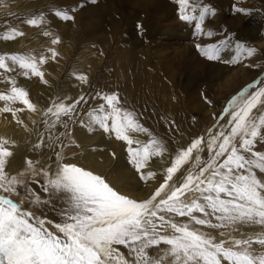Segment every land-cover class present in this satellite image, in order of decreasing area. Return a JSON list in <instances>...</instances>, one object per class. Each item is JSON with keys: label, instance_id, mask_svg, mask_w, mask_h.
Returning a JSON list of instances; mask_svg holds the SVG:
<instances>
[{"label": "snow or ice", "instance_id": "1", "mask_svg": "<svg viewBox=\"0 0 264 264\" xmlns=\"http://www.w3.org/2000/svg\"><path fill=\"white\" fill-rule=\"evenodd\" d=\"M174 2L181 21L195 22V35L214 36L203 25L207 16L216 15L215 7L203 0ZM233 8L249 14L244 7ZM55 16L74 20L68 11L57 10ZM21 23L41 29L52 47L47 55L0 54V84L5 85L0 113L10 114L26 130L21 115L38 113L39 123L32 121L38 137L33 151L50 149L51 162L27 159L25 171L13 175L15 141L0 137V264H264V87L250 92L254 82L242 88L211 128L170 152L115 91L90 98L57 96L39 109L16 77H38L48 84L42 66L60 55L54 46L61 38L44 30L48 20L43 12ZM24 35L9 25L0 31V40ZM226 47V41L195 44L202 57L224 64H238L242 56L257 52L238 42L235 55L224 59ZM76 79L88 83L85 74ZM89 99L98 101L97 106L83 109ZM41 123L43 132L38 130ZM75 123L123 141L149 194L141 198L123 192L105 176L68 159L64 149L76 143L70 129ZM156 158L164 165L159 171L152 168Z\"/></svg>", "mask_w": 264, "mask_h": 264}, {"label": "bare ground", "instance_id": "2", "mask_svg": "<svg viewBox=\"0 0 264 264\" xmlns=\"http://www.w3.org/2000/svg\"><path fill=\"white\" fill-rule=\"evenodd\" d=\"M116 1L120 11L117 8L112 9V2L107 0H0V31H5L12 25L25 32L23 37L13 41L0 40V54L8 52L47 55V49L52 47L51 38L44 36L41 29L21 23L22 20L30 18V14H34L35 10L43 12L48 20L44 30H50L61 38V43L54 47L63 52L64 45L66 52L72 53L75 58L78 57L80 62H86L87 59L91 61L87 76L90 91L85 96L90 98L96 92H118L121 99L126 101V106L135 110L141 123L162 139L170 152L177 146L187 145L192 139L203 135L212 124L213 112L219 111L225 102L242 88L254 82L256 86L250 89V92L264 87V83H261L264 81V0H243V3L242 0H203L217 10L215 16H208L212 17L214 28L212 26L206 30L216 29L217 32L213 38L208 37L209 39L204 41L207 36L198 35L202 40L201 44L226 41L227 47L221 54L224 59H231L235 55L238 42L256 48L257 52L253 57L242 56L241 62L234 65L210 62L204 57L194 62L178 64L182 69L195 71V68H198L200 73L205 71L208 84L202 81L196 88L185 86L188 81L183 84L178 82L177 87L173 88V77L169 75L171 79L166 80V69L164 72L161 70V45L147 42L156 41L159 37L174 36L181 41H190V49H196L192 42L195 22L189 24L180 20L173 23L171 16L178 12L174 0ZM233 5L248 9L249 14H237ZM45 8L46 10H43ZM73 9L74 11H71ZM57 10L68 11L74 16V20L66 24L55 16ZM13 13L15 15H12ZM93 56H104L105 59L100 63L101 59ZM61 68L63 69V63L55 60H49L42 66L45 78L50 76V79H47L48 84L42 83L38 77H16L19 85L29 91L30 99L39 109L46 108L53 100L51 98L54 95L51 93L60 77ZM200 73H193L196 82H199ZM60 86L54 99L57 96L64 97L61 83ZM85 86L86 84L82 87ZM214 87L224 88V96L220 102L206 99L208 92L204 93V88L212 90ZM177 88L181 89V96L175 93ZM4 89L5 85L0 84V91ZM80 94L81 90L71 88V92L65 96L76 98ZM209 100L210 104L207 102ZM97 103L98 101L89 99L83 109L96 107ZM193 103L197 106H193ZM2 105L3 102H0V106ZM194 112L199 115V120L192 118ZM21 118L28 130L18 125L10 114L0 113V137L15 141L12 149L14 157L10 162V171L13 172L25 171L27 159L40 161V164L51 162L50 149L33 151V144L38 137L35 135L37 125L32 121L37 120L39 123V114L25 111ZM172 121L175 123L172 124ZM70 129L72 139L79 147L76 150L74 146L69 147L65 153L68 159L78 161L105 176L112 185L123 192L141 198L149 194L150 187L139 180L123 141L116 140L114 134L109 135L98 127L90 131L75 123L70 124ZM38 130L44 131L42 123L39 124ZM58 131L63 132L64 129L58 126ZM135 138L147 140L143 134H138ZM163 166L160 158H156L152 164L153 170L157 171ZM26 173L32 176L31 171Z\"/></svg>", "mask_w": 264, "mask_h": 264}, {"label": "rangeland", "instance_id": "3", "mask_svg": "<svg viewBox=\"0 0 264 264\" xmlns=\"http://www.w3.org/2000/svg\"><path fill=\"white\" fill-rule=\"evenodd\" d=\"M107 2H112L111 3L112 4V7H111L112 9H116L117 8L118 11H120V8H119V5H118L119 3H117L116 0H107ZM241 2L243 3V0ZM43 10H46V8L43 9ZM49 12L52 13V11H50V10H49ZM39 13L40 12L38 10H35V12H34V14H39ZM169 20H170V18H169ZM171 20L173 21L174 24H175V22L177 23L178 21H180V19L178 17V12L176 14H174V16H171ZM64 22H66V24H67L68 21H64ZM173 23H171V24H173ZM208 23H210V25H208ZM212 24H213L212 17H208L207 16L205 18V22H204L203 27L205 29H210L213 26ZM213 28H214V26H213ZM215 28H217V27L215 26ZM122 30L124 31V28ZM211 31H213V30H211ZM213 32L215 33L214 34V36H215L216 35V32H217L216 29ZM192 33H195V28H193V32ZM214 36H212V38ZM207 39H209V38L206 37V38L203 39V41L204 40H207ZM147 42L148 43L151 42V43H153V45L155 43H158V44L161 45V48L163 49V52L160 55L162 57L161 70L163 71L164 69H166V70H164L165 72L163 71L164 72V77L166 78V80H170L171 79L170 76L173 77V80L171 82L173 88L177 87L176 86V83L181 82L183 84L185 81H188V83L185 84V86H188V88L189 87L191 88V86L196 88V86H198L199 84H201L202 81L204 83H207L208 84L209 80H207L208 79V76H207V74H205V71H202L200 73L198 68H195L196 69L195 71H191L190 69H187V68L182 69L181 66L178 67V64H181L182 62H191V61L194 62V60H197V59L199 60V58L202 57L196 49H190V46H191L190 45L191 44L190 41H186V40L181 41L180 39H177L174 36H165V37H159L156 41H154V40H150V41L147 40ZM192 42L194 44H197V43H200L201 44L202 40L199 39V36L198 35H194V40ZM214 43L219 44L220 42L219 41H215ZM186 47H188V48H186ZM176 50H178V51L176 52ZM58 52L60 53V55L55 59V61L56 62H62L63 63V69L61 68L60 77H59V79L56 80L57 81V84H55V86L53 87V90H52V93L51 94H53L54 97H55L56 92H57V89L59 87H61L60 86V83H61L63 85V96H65L66 93L71 92V88H77L78 90H81V94L86 95L90 91L89 83H87L85 87H82L85 84H82L78 79H76V77L78 75H80V74H85V75L88 76L89 66L92 65L91 64V61L87 59L86 62H80L78 60L79 59L78 57L75 58L74 56H72V53H67L66 52V50L64 48V45H63V52H60V51H58ZM93 57L101 59V62L100 63H102L104 61V59H105L104 56H101V57L100 56H93ZM86 58H87V56H86ZM78 68H79V70H78ZM80 68H81V71H80ZM168 70H170V71H168ZM176 70H178V71H176ZM166 72H168V74ZM194 72L195 73H200L199 82H196L195 81L196 79L193 76V73ZM125 76L127 77V74H125ZM249 76H251V74H249ZM212 77H213V73L211 74V81L213 80ZM45 79H48L49 80L50 79V76H47ZM204 89H205V92L204 93L208 92V95L206 96L207 99L210 98L215 103L216 102H220V99H222L223 96H224V88L223 89L222 88H220V89H217L216 88L215 89V87H214L212 90L211 89L208 90V88H204ZM180 91H181V89L180 88H177L176 91H175V93L177 95L181 96L182 93ZM38 92H40L39 89H38ZM54 97L52 96L51 99H54ZM198 98L200 99V96H198ZM227 101L219 109V111L218 110H215L213 112L214 113L213 114V120L211 122L212 124L209 125V128H211L213 126V124L216 122L217 118L223 114V109L225 108V106L227 104ZM195 105L193 103V106H195ZM192 118L194 120H196V119L199 120L200 119L199 115L196 112L192 113ZM133 135L135 137H138V134H133ZM70 146H74L75 147V150L78 149L77 146H76V144H73V145H70ZM68 149L69 148L64 149V152L67 153L68 152ZM10 173L13 174V175L16 174V172H13V171H10ZM25 175L29 179H31V177H32L31 175H29L26 172H25ZM37 179H40L41 182H42V178L39 177ZM33 187L36 188L37 190H39V187L40 186L38 184H35V185H33ZM43 211H45L50 218H55V213L54 212H51L48 209H44ZM37 214L39 215V211H37Z\"/></svg>", "mask_w": 264, "mask_h": 264}]
</instances>
